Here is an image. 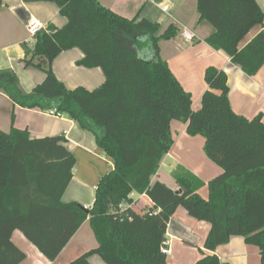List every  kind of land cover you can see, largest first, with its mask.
<instances>
[{
  "label": "trees",
  "instance_id": "obj_1",
  "mask_svg": "<svg viewBox=\"0 0 264 264\" xmlns=\"http://www.w3.org/2000/svg\"><path fill=\"white\" fill-rule=\"evenodd\" d=\"M196 1L199 20L214 28L205 43L247 76L256 75L264 65V31L239 47L251 30L264 26L256 0ZM23 2L53 3L67 23L59 29L49 25L27 50L24 64L42 71L43 82L26 93L17 75L3 69L0 92L20 108L73 120L94 137L114 168L99 180L89 208L62 203L75 165L66 140L0 130V264L26 259L11 241L14 231L54 262L86 220L97 247L68 264H90L93 255L104 264H169L161 248L167 224L180 207L210 225L205 250L213 252L238 236L258 248L264 264V124L260 114L246 119L233 112L225 72L205 69L207 89L193 111L191 95L159 55L160 41L178 33L173 24L158 35L157 24L128 20L99 0ZM70 49L83 53L78 66L101 69V86L68 90L56 78L52 63ZM172 121L185 124L187 135L201 136L206 157L222 170L207 183L206 199L198 193L204 183L181 166L171 172L178 191L151 182L173 145ZM133 194L146 196L152 206L136 212ZM195 264L228 263L200 251Z\"/></svg>",
  "mask_w": 264,
  "mask_h": 264
},
{
  "label": "crops",
  "instance_id": "obj_2",
  "mask_svg": "<svg viewBox=\"0 0 264 264\" xmlns=\"http://www.w3.org/2000/svg\"><path fill=\"white\" fill-rule=\"evenodd\" d=\"M0 70L11 69L18 77L24 92L29 93L42 83L45 74L33 67H26L24 59L29 40L26 21L34 17L45 24L62 28L67 19L59 14L53 3H25L23 0H0ZM99 2L128 20L146 19L159 27L158 35L170 25L178 28L175 37L160 41L159 55L167 63L171 73L184 91L191 95L192 110L200 108V101L207 89L204 71L214 67L225 72L229 88V103L233 112L246 119L262 116L264 124V65L256 75L249 77L220 51L209 47L205 40L214 33V28L206 21L199 20L196 0H99ZM264 14V0H256ZM165 8V10H163ZM263 28H254L239 47L243 48ZM188 32L192 40L188 41L183 33ZM30 41V40H29ZM83 58L79 49L61 52L53 61L52 69L56 78L68 89L82 87L93 91L104 82L100 68H85L77 63ZM11 128L27 131L30 139L63 137L65 147L75 158L72 180L62 195V203L76 202L85 209L94 199V190L99 180L114 168L111 158L105 156L97 147L94 137L79 128L65 116H53L39 109H23L13 105L10 99L0 92V130L9 132ZM186 125L179 121L170 123L173 145L161 160L157 173L151 182H160L167 188L178 191V185L171 172L181 166L191 172L203 183H207L222 173L220 167L211 162L203 151L204 139L201 136L186 134ZM167 161L168 171L161 172V166ZM203 189V188H202ZM199 195L206 199L207 194ZM133 208L136 212L152 206L144 195L133 194ZM210 231V225L188 216L183 208H178L170 218L166 229V242L170 246L167 257L169 264H195L200 258V251L214 254L221 263L260 264L259 250L248 245L242 237L233 236L228 243L215 251L204 249V243ZM13 244L22 250L26 259L20 264H68L82 254L95 249L97 242L90 229L88 220L84 221L54 262H49L25 237L14 231L11 235ZM184 256L180 258V256ZM90 264H104L98 256L89 257Z\"/></svg>",
  "mask_w": 264,
  "mask_h": 264
},
{
  "label": "built area",
  "instance_id": "obj_3",
  "mask_svg": "<svg viewBox=\"0 0 264 264\" xmlns=\"http://www.w3.org/2000/svg\"><path fill=\"white\" fill-rule=\"evenodd\" d=\"M163 10H165V8H163ZM25 27H26V31L28 33V37H29V40L31 39H34L36 38V36L45 31L46 29V26L45 24H43L41 21H39L38 19L34 18V17H29L26 21V24H25ZM183 37L186 38L188 41H191L192 40V36L188 33V32H184L183 33ZM26 41L25 44L27 46H30V41ZM50 115H53V116H58L59 115H56L53 111H49L48 112ZM125 208V204L124 203H120L118 204V209L119 210H123ZM161 251L164 255L168 256L169 253H170V246L167 242H165V244L162 246L161 248Z\"/></svg>",
  "mask_w": 264,
  "mask_h": 264
},
{
  "label": "rangeland",
  "instance_id": "obj_4",
  "mask_svg": "<svg viewBox=\"0 0 264 264\" xmlns=\"http://www.w3.org/2000/svg\"><path fill=\"white\" fill-rule=\"evenodd\" d=\"M33 42H34V39H31V40H30V43H31L30 46L32 45ZM167 164H168L167 161H164V162H163V164H162V166H161V168H160V169H161V172L166 173V172L168 171ZM206 187H207V186H206ZM206 187L203 186V187H202L203 189L201 188V189L203 190V191H202V194H203V193H204L205 195L207 194V189H206ZM184 256H185V255H183V256L181 255L180 258H183V259H184Z\"/></svg>",
  "mask_w": 264,
  "mask_h": 264
}]
</instances>
